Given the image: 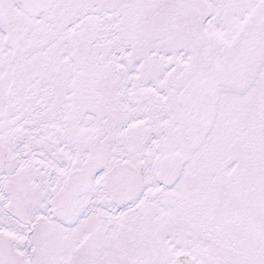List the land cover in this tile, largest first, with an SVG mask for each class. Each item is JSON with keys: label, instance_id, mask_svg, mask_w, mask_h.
Segmentation results:
<instances>
[{"label": "snow or ice", "instance_id": "6c2138e0", "mask_svg": "<svg viewBox=\"0 0 264 264\" xmlns=\"http://www.w3.org/2000/svg\"><path fill=\"white\" fill-rule=\"evenodd\" d=\"M0 264H264V0H0Z\"/></svg>", "mask_w": 264, "mask_h": 264}]
</instances>
